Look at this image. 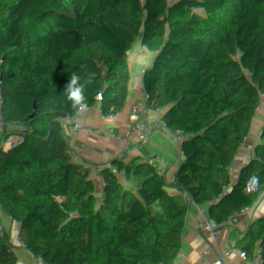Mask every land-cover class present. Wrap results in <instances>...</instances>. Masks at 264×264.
<instances>
[{"label":"trees","instance_id":"obj_1","mask_svg":"<svg viewBox=\"0 0 264 264\" xmlns=\"http://www.w3.org/2000/svg\"><path fill=\"white\" fill-rule=\"evenodd\" d=\"M100 168L129 261L210 264L244 216L222 264H264V0H0V264L81 241Z\"/></svg>","mask_w":264,"mask_h":264},{"label":"crops","instance_id":"obj_2","mask_svg":"<svg viewBox=\"0 0 264 264\" xmlns=\"http://www.w3.org/2000/svg\"><path fill=\"white\" fill-rule=\"evenodd\" d=\"M113 186L114 184L102 174L101 168L97 170L89 182L91 210L88 229L83 239L72 247L64 248L59 234L52 237H46L37 245L42 257L35 263H31L28 259L30 251L26 248L23 249L25 254V264L85 263L91 253H93L91 240L94 235H98L101 238L102 243L99 245V248L102 251L110 252L111 249L122 247L124 240L108 237L106 233V225L102 222L103 200L111 194ZM243 219L244 216H241L233 224L224 227L222 235L218 238L210 264H222V257L230 247L231 243L237 239L245 237L246 228L244 222H242ZM109 264L130 263L126 258L110 257Z\"/></svg>","mask_w":264,"mask_h":264},{"label":"built area","instance_id":"obj_3","mask_svg":"<svg viewBox=\"0 0 264 264\" xmlns=\"http://www.w3.org/2000/svg\"><path fill=\"white\" fill-rule=\"evenodd\" d=\"M102 222L106 225V221L104 218H102ZM58 228L61 229V224H59ZM91 243H92L91 246L93 248V253H91V255L89 256L87 261H85V263H79V264H109L110 257L127 259L126 254L121 247L111 249L110 252L102 251L99 248V245L102 243V240L98 235L92 236ZM72 246L73 244L63 245L64 248H68ZM25 248L30 251L28 259L30 260L31 263H35L37 260H39L42 257L41 252L34 245H27ZM128 262L130 264H140V263L131 262L129 260Z\"/></svg>","mask_w":264,"mask_h":264},{"label":"clouds","instance_id":"obj_4","mask_svg":"<svg viewBox=\"0 0 264 264\" xmlns=\"http://www.w3.org/2000/svg\"><path fill=\"white\" fill-rule=\"evenodd\" d=\"M80 79L81 78L73 72L64 91L67 99L71 102L72 108L82 114L89 109L87 98L85 96V87L86 85L91 84L92 81L88 79L85 80L84 83H81ZM99 98L100 94L97 93V99Z\"/></svg>","mask_w":264,"mask_h":264},{"label":"rangeland","instance_id":"obj_5","mask_svg":"<svg viewBox=\"0 0 264 264\" xmlns=\"http://www.w3.org/2000/svg\"><path fill=\"white\" fill-rule=\"evenodd\" d=\"M168 9V10H167ZM167 9H165V17H166V19L167 18H169L170 16H171V14H172V12H173V10L170 8H167ZM167 11V12H166ZM247 114H248V116H249V114H250V110H247ZM249 122H250V119H249ZM250 126L251 127H253V124H250ZM250 127V128H251ZM249 127H248V131H247V136H248V143H250L251 142V137H252V131H251V129H250ZM248 161H249V163H250V167H251V171H252V163H251V160L248 158ZM251 173V172H250ZM252 174V173H251ZM240 226H241V224H240Z\"/></svg>","mask_w":264,"mask_h":264},{"label":"water","instance_id":"obj_6","mask_svg":"<svg viewBox=\"0 0 264 264\" xmlns=\"http://www.w3.org/2000/svg\"><path fill=\"white\" fill-rule=\"evenodd\" d=\"M167 8H169V9L171 8L172 10H174L176 7H175V6H172V5H167V4H166V8H165V9H167ZM167 10H168V9H167ZM166 12H167V11H166Z\"/></svg>","mask_w":264,"mask_h":264}]
</instances>
